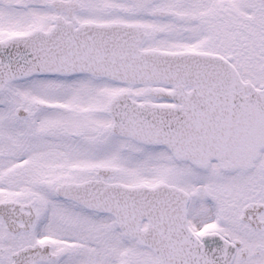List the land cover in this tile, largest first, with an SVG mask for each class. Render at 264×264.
Returning <instances> with one entry per match:
<instances>
[{"label":"snow or ice","instance_id":"1","mask_svg":"<svg viewBox=\"0 0 264 264\" xmlns=\"http://www.w3.org/2000/svg\"><path fill=\"white\" fill-rule=\"evenodd\" d=\"M0 264H264V0H0Z\"/></svg>","mask_w":264,"mask_h":264}]
</instances>
